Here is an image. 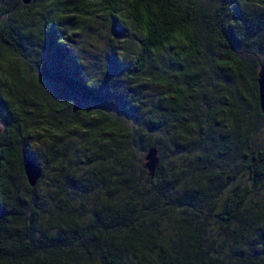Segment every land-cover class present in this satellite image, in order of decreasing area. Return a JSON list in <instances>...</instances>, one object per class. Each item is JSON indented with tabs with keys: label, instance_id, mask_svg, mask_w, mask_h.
<instances>
[{
	"label": "trees",
	"instance_id": "trees-1",
	"mask_svg": "<svg viewBox=\"0 0 264 264\" xmlns=\"http://www.w3.org/2000/svg\"><path fill=\"white\" fill-rule=\"evenodd\" d=\"M33 1L26 6L18 1L19 10L15 5L4 9L1 48L18 53L26 64L20 42L24 39L32 48L38 38L39 47L47 46L49 57L33 70L42 81L73 98L124 112L129 108L135 116L127 85L105 88L77 75V59L65 45L69 33L79 28L62 29L66 16L93 20L96 14H104L120 32L117 17L124 11L141 37L127 72L136 82L155 80L163 85L159 101L164 102V114L159 125L179 112L186 90L201 89V69L207 76L247 79L250 111L259 113L255 81L258 66L264 65V0H206L211 10L198 15L179 10L173 0H37L39 10L32 11ZM14 15H21L20 22L28 27L20 30L11 19ZM196 18L203 23L202 43L219 47L217 60L207 59L202 43L196 42ZM34 21L41 37L33 33ZM173 42L177 46L169 53L167 67L181 69L182 75L158 67L159 71L143 76L148 59L162 55ZM63 59L75 61L70 68ZM244 59L253 66L247 67ZM24 73L23 68L7 64L0 53V88L4 89L0 94V264H264V148L243 153L241 173L194 174L174 163L161 173L158 158V174L149 179L140 157H135L120 134L117 120L96 112L89 118L99 120L100 129L84 132L86 145L104 144L95 152V165L63 171L61 156L58 168L53 167L51 189L41 187L42 172L30 188L22 173V157L38 168L39 164L30 150L35 143L29 135L35 129L20 128V99L24 96L33 105L50 109L57 107V101L32 89ZM21 82L26 86L21 87ZM202 90L205 93L206 88ZM132 94L138 95L137 91ZM215 116L216 109L208 111V120ZM151 120L147 122L152 126ZM99 133L111 136L116 145L108 137L99 138ZM148 147L153 146L146 143L140 151ZM169 158L172 162L175 155Z\"/></svg>",
	"mask_w": 264,
	"mask_h": 264
},
{
	"label": "rangeland",
	"instance_id": "rangeland-1",
	"mask_svg": "<svg viewBox=\"0 0 264 264\" xmlns=\"http://www.w3.org/2000/svg\"><path fill=\"white\" fill-rule=\"evenodd\" d=\"M37 3L39 1L36 0L30 5L32 11L39 10ZM173 3L179 10H191L197 15L208 12L212 8L210 2L206 0H173ZM9 6H14L17 10L21 7L18 0H0V22L6 19L4 9ZM21 18V15H14L11 18L16 20L20 30L28 27L27 22H20ZM117 19L122 27L120 32L114 26L112 27V22L104 14H96L93 20L74 15L66 16L63 18L62 29L78 27L79 31L69 33L70 40L65 46L77 59V63L74 64L75 69L77 75L84 80L101 83L105 88L117 83L127 85V93L133 96L130 101L135 108V116L129 113V108H127L128 112H124L112 106L92 105L73 98L63 89L53 88L42 81L33 67L49 57V54L45 52L47 46L39 47L41 42L38 38L33 42L32 48L24 39L20 42L27 56L26 64L22 63L18 53L8 47L1 48L0 45V53L4 61L12 67L23 68L32 89L38 90L45 97L55 96L57 101V107L50 109L48 106L33 105L31 101L24 99L26 98L24 96L20 99L23 105L20 128L35 129L29 135L35 143L30 150L45 176L41 187L51 189L55 183L53 177L56 171L53 167L57 166L61 156L63 159L60 167L63 166V171L76 167L88 169L95 165V152H99L98 147L104 144L86 145L84 132L87 129L94 131L100 129L101 122L95 118H89L96 112L117 120L120 134H123L129 150L135 154V157H140V165L145 151H140L141 146L149 143L158 151V158L162 163L161 173L173 163L184 165L194 174L219 171L241 173L244 170L243 153L248 155L252 151L264 148V117L250 111L247 100L252 97V94L248 80L217 75L207 76L201 69L198 74L201 89L186 90L182 96L179 112L174 113L165 125H159L164 114L162 108L164 102L159 101L163 85L155 80L136 82L137 78L129 75L127 66L139 50L141 37L127 22L124 11H121ZM194 21V38L196 42L202 43L203 23L200 18ZM32 29L35 35L39 34L37 21H34ZM41 36L38 35V37ZM176 46L175 42L169 43L162 55L149 58L143 76H150L151 73L159 71L158 67L171 74L180 72L182 75L181 69L176 67L171 71L167 67L169 53ZM201 49L210 61L220 57L221 52L216 44L208 46L202 43ZM197 59L201 60L200 57ZM63 60L70 65V68L75 61ZM244 60L247 67L253 66L251 61ZM50 61L56 64L54 58H50ZM25 86V83L21 82V87ZM184 86L187 88L186 84ZM202 88H206L205 93L202 92ZM132 91H137L138 95H133ZM0 94H4L3 87L0 88ZM212 109H216V116L210 121L207 119V114ZM149 117L152 119V126L147 122ZM1 125L0 118V128ZM153 125H158V128L155 130ZM134 127L138 128L137 131H134ZM42 128L48 131L44 132ZM106 137L112 141L113 145H116L111 136L99 133V138ZM171 154L175 155V159L169 162ZM157 174L158 172H155L154 178Z\"/></svg>",
	"mask_w": 264,
	"mask_h": 264
},
{
	"label": "water",
	"instance_id": "water-1",
	"mask_svg": "<svg viewBox=\"0 0 264 264\" xmlns=\"http://www.w3.org/2000/svg\"><path fill=\"white\" fill-rule=\"evenodd\" d=\"M23 6L30 3L31 0H18ZM256 93L257 108L259 113L264 117V65H259L256 73ZM158 166V152L155 147L145 149L142 156L141 168L145 175L152 179ZM22 173L28 187L32 188L41 176L40 169L25 156L22 157Z\"/></svg>",
	"mask_w": 264,
	"mask_h": 264
}]
</instances>
